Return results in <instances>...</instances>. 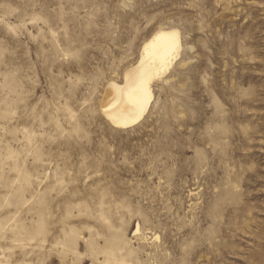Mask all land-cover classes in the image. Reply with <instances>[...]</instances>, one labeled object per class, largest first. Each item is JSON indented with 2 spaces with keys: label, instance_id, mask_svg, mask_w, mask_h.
I'll return each mask as SVG.
<instances>
[{
  "label": "rangeland",
  "instance_id": "rangeland-1",
  "mask_svg": "<svg viewBox=\"0 0 264 264\" xmlns=\"http://www.w3.org/2000/svg\"><path fill=\"white\" fill-rule=\"evenodd\" d=\"M0 264H264V0H0Z\"/></svg>",
  "mask_w": 264,
  "mask_h": 264
},
{
  "label": "bare ground",
  "instance_id": "bare-ground-1",
  "mask_svg": "<svg viewBox=\"0 0 264 264\" xmlns=\"http://www.w3.org/2000/svg\"><path fill=\"white\" fill-rule=\"evenodd\" d=\"M179 50V36L173 31L161 30L143 46L138 65L126 74L122 86L113 85V96L103 106L113 125L126 129L145 117L154 100L151 83L169 71Z\"/></svg>",
  "mask_w": 264,
  "mask_h": 264
}]
</instances>
